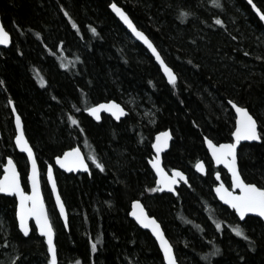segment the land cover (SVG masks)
<instances>
[{"label":"trees","instance_id":"1","mask_svg":"<svg viewBox=\"0 0 264 264\" xmlns=\"http://www.w3.org/2000/svg\"><path fill=\"white\" fill-rule=\"evenodd\" d=\"M113 2L153 41L177 74L175 84L115 17ZM253 2L264 11V0ZM0 15L12 36L0 51V176L12 156L28 189L10 99L43 171L76 145L105 165L101 171L88 159L90 175L58 172L69 231L44 179L59 264H165L151 234L129 217L134 199L160 221L180 264H264L261 220H244L251 241L229 231L236 219L215 200L210 170L204 177L193 171L195 160L206 158L204 136L230 138L232 100L260 123L262 141L242 145L240 169L245 180L264 186V25L246 0H219V6L212 0H0ZM111 99L129 110L120 122L105 115L95 122L85 113ZM165 129L173 134L165 167L190 177L191 188L177 196L158 192L149 165L154 135ZM0 219V264L12 255L13 264H47V245L34 225L28 237L18 228L14 197L0 194Z\"/></svg>","mask_w":264,"mask_h":264},{"label":"snow or ice","instance_id":"2","mask_svg":"<svg viewBox=\"0 0 264 264\" xmlns=\"http://www.w3.org/2000/svg\"><path fill=\"white\" fill-rule=\"evenodd\" d=\"M214 4L219 6V0H212ZM249 4L256 10L259 14L261 20H264V11H261L259 7L253 2V0H248ZM113 9L119 14L121 19L128 25V27L132 30V32L147 45L151 52L155 55L157 61H159L162 66L164 72L166 73L168 80L170 83L175 84L177 80V76L173 69L169 67L167 63H165L164 59H162L160 52L157 50V47L153 44L152 40L148 38L144 34L143 31H140L129 19L126 12H124L121 8L117 7L115 3L111 5ZM65 15H68L65 12ZM181 15L187 16L190 15L188 12H182ZM224 22L217 18L216 24L220 25ZM73 27H76L75 22H73ZM92 31L95 32V28H92ZM10 42V37L8 31L5 30L4 26L0 24V44H8ZM67 67V65H62ZM3 83V81H0ZM232 106L236 109L237 112V120L235 131L232 135L236 138V143H221L216 144L212 139H209L207 136L204 138L208 144L209 149H211L212 156L215 158L217 164L223 163L227 166L228 170L232 173V188L240 189L239 193L234 191H230L228 188L224 186L223 183L219 184L216 187V192L220 195V199L224 200L227 204L231 205L233 209L239 214L241 219L245 218L248 213H257L260 217H264V186H257L255 183H246L245 180L241 177L240 172L236 166V146L237 143L242 139L246 140H261L262 133L258 131V121L254 118V116L249 112V110L245 107L240 106L239 104L234 103L233 101H229ZM101 108H106L107 111L111 112L114 116L119 119L121 115L124 114L125 109L115 101H110L106 104H97L92 107L86 109V111L90 112L97 120L100 119L99 110ZM73 123H76L75 118H71ZM16 125L19 134L16 136V143L20 147L24 148L28 157L32 160V194H26L20 187V182L18 178V173L16 172L15 165L12 162V159H8V163L4 166L5 172L3 178H0V192L4 193H16L19 196V208L17 215L19 217V226L24 232L25 235L28 234L29 228L27 224V218L29 216H35L36 223L39 226V229L42 233L47 237V251L49 253V259L47 264H58V248L56 243L53 240V228L51 223L48 220L47 214L44 212V206L42 200H40L39 189H38V180L36 174V160L33 157V152L31 147L28 146V141L25 139L23 130L21 128L20 117L16 116ZM167 132L158 133L156 136V142L153 144V147L156 149L157 153L161 151L162 148L167 147ZM163 138V139H162ZM73 157L71 161L68 160L69 157ZM91 160L96 163V166L101 170H105V165L99 162L98 158L95 155H91ZM57 163H59L62 167H68L69 163H71L74 167H84L87 168L88 165L85 163L84 159L81 157L78 149H71L68 152L64 153L63 157H56ZM151 164L153 168L156 169L157 173L160 175L161 179L158 180V183L163 184L167 188H172V185L177 184L180 180L184 179V173L173 169V175L168 176L165 173L164 169L160 165V157L156 156L155 159L151 160ZM196 167L203 172L204 166L202 162H198ZM48 176L49 179L52 180V168L49 166L48 168ZM217 179H219V173H217ZM53 191L56 190L55 181H52ZM149 191H156L155 188L148 189ZM175 191V189H172ZM57 204L59 205L60 212L64 214V205L61 202L59 194L56 196ZM28 201H31V206L28 205ZM133 211L132 215L136 217V219L144 224L146 227H150L152 231L155 233L157 238L160 241V247L163 250V259L167 262V264H176V259L173 254V246L169 241L165 238L164 233L162 232L160 225L156 221L155 218L148 216L144 210L141 202L136 200L133 202ZM216 227L219 229L220 225L217 224ZM232 232H234L237 236L243 237L245 240L251 241V237L245 234L244 228L241 227L240 224H237L231 228ZM99 239V237H97ZM7 244V241H5ZM249 247H253V244L250 242ZM97 249V244L95 242L91 243V250L95 252ZM218 251V250H217ZM213 255L216 252L212 253ZM241 260H244V257H240ZM79 264V262H77Z\"/></svg>","mask_w":264,"mask_h":264},{"label":"water","instance_id":"3","mask_svg":"<svg viewBox=\"0 0 264 264\" xmlns=\"http://www.w3.org/2000/svg\"><path fill=\"white\" fill-rule=\"evenodd\" d=\"M246 1L248 2V0H246ZM113 3H115V2H113ZM113 3H111L110 6H109V8H110V10L112 11V13H113V14L115 15V17L121 22V24L127 29V31L132 35V37H133L136 41H138L139 43H141V44H142V45H143V46L149 51V53L153 56L154 61L156 62V64L159 66V68H160L162 74L164 75L166 81H167L169 84H172V83L169 82L166 73L164 72V70H163L162 66L160 65L159 61L156 60L155 55L151 52V49H149V48L147 47V45L144 44V42H143L142 40H140V39H139V38H138V37L132 32V30H131V29L128 27V25H127V24L121 19V17H120L119 14L115 11V9H113V8L111 7V5H112ZM248 3H249V2H248ZM115 4L117 5V7L121 8L124 12H126V11L123 9V7H121L119 4H117V3H115ZM250 5H251V4H250ZM251 6H252V5H251ZM257 7H258V6H257ZM252 8H253V7H252ZM253 10H254V12L259 16V14L256 12V10H255L254 8H253ZM126 13H127V12H126ZM127 15H128V13H127ZM128 17H129V19L132 21V19H131V17H130L129 15H128ZM259 18H260V17H259ZM262 21L264 22V20H262ZM132 23L135 25V23H134L133 21H132ZM0 24L3 25V22H2V19H1V15H0ZM3 26H4V25H3ZM135 26H136V25H135ZM136 27H137V26H136ZM4 28H5V27H4ZM137 28H138V27H137ZM138 29H139V28H138ZM5 30L8 31L6 28H5ZM139 30L142 31L141 29H139ZM8 33H9V37H10V42H9L8 44H6V45H4V44H0V51H1L2 48H8V47L11 45V43H12V37H11V34H10L9 31H8ZM144 34L146 35L145 32H144ZM146 36H147V35H146ZM148 38H149V37H148ZM149 39H150V38H149ZM150 40H151V39H150ZM152 42H153V41H152ZM153 44H154V43H153ZM154 45H155V44H154ZM155 46H156V45H155ZM157 50H158V48H157ZM158 51H159V50H158ZM159 52H160V51H159ZM160 54H161V53H160ZM161 57H162V59H164V57H163L162 55H161ZM164 61H165V59H164ZM165 63H167V62L165 61ZM167 64H168V63H167ZM168 65H169V64H168ZM169 67H171V66L169 65ZM171 68H172V67H171ZM172 69H173V68H172ZM173 71H174V69H173ZM174 72H175V71H174ZM175 74H176V73H175ZM176 76H177V74H176ZM176 81H177V80H176ZM110 101H115L116 103L120 104V105L125 109L124 114L121 115V116L119 117V119H117V117L114 116L111 112L107 111L106 108H101V109L99 110V115H100V119H99V120H97V119H96V118H95L90 112H88V111H86V110H85V113H86L89 117H91L95 122H100V121L102 120V118H103L104 115H105V116H110V117H111L114 121H116V122H120L122 119H124V118L129 114V110H128V109H127L122 103H120L119 101L114 100V99H111V100L101 101V102L95 103L94 105L102 104V103L106 104V103H108V102H110ZM229 101H231V100H229ZM233 102H234V101H233ZM234 103H236V102H234ZM236 104H237V103H236ZM94 105H92V106H94ZM230 105H231V107L233 108V110H234V112H235V114H236V117H237L238 114H237V112H236V109L232 106L231 103H230ZM92 106H91V107H92ZM9 107H10V110H11L12 115H13V124H14V131H15V135H14L13 142H14L15 148H16V150H17L18 152L24 154L25 157H26V160H27V165H28V173H27L28 190H26L25 187H24V184H23V181H22V174H21V171H20L19 165H18V163L16 162V160H15L12 156H7V158H6V160H5V163H4V165H3V168H2L3 171H2V174H1L0 178H3V176H4V172H5V167H4V166L8 163V159L11 158L13 164L15 165L16 172L18 173V178H19V182H20V187H21V189H22L26 194H29V195L32 194V192H33L32 180H31V175H32V160L28 157V153H27V151H26L24 148H22V147H20L19 145H17V143H16V136L19 134L18 129H17V125H16V116L18 115V116L20 117L21 128H22V130H23V133H24L25 139L28 141V146L31 147L32 152H33V157H34L35 160H36V174H37V180H38L39 196H40V200H42V202H43L44 212L47 214L48 220H49V222H50L51 225H52L53 232H54L53 240H54V243H56V230H55L54 225H53V223H52V220H51V217H50V214H49L48 205H47V202H46V199H45L43 179H45L46 184H47V187L49 188V191H50V193H51V195H52L53 203H54L55 209H56V211H57V214H58V216H59V219H60V221L62 222V224H63L64 228L66 229V231H69V229H70V225H69V213H68V209H67L66 203H65V201H64V198H63V196H62V194H61V191H60V186H59V183H58L56 170H60V171H62V172H65L66 174H71V173H74V174H80V173L85 174V173H86V174H89V175H90V174H91V167H90L89 160L87 159V156H86L84 150L82 149V147L79 146V145H76V146H74V147H71V148L66 149L62 154H60V155H58V156H56V157H63L65 152H68V151L71 150V149H78L79 152H80L81 157L84 159L85 163L88 165L87 168H84V167H74V166L71 165V163H69V166H68V167H62L59 163H57V161H56V157H55L54 162H53V163H48L47 166H46V168H45V170L43 171V170L41 169L40 163H39L38 158H37V156H36V152H35L33 146L31 145V143H30V141H29V139H28V137H27V134H26V132H25V126H24L23 118H22L21 114L18 112V109H17V107H16V105H15V103H14L13 100H10V101H9ZM242 107H243V106H242ZM245 108H247V107H245ZM247 109H248V108H247ZM248 110H249V109H248ZM254 118H255V117H254ZM255 119H256V118H255ZM236 120H237V118H236ZM258 126H259V124H257V127H258ZM234 131H235V129H234ZM162 132H167V133L169 134V135H168V138H167V147L162 148L161 151H160L159 153H157L156 149L153 147V144L156 142V136H157V134H158V133H162ZM1 136H2V129H1V127H0V137H1ZM232 137H233V140H234L233 142H224V143H236V138H235L233 135H232ZM208 138H209V137H208ZM162 139H163V138H162ZM209 139H210V138H209ZM172 141H173V134H172L171 129H165V130H161V131H158L157 133H155L154 141H153V143H152V149H153L154 154H153L152 158L149 160V165H150L151 170L153 171V173H154L155 176H156V185L158 186V191H159L160 193H163V192L171 193V194H173V195L176 196V195H177V188L180 187L182 183H184V184H186V185H189V180H188V175H187V173H186L185 171H183L182 169L174 168V169H177V170H179V171H181V172L184 173V179H180L179 177H177V179L180 180V182L177 183V184L172 185V188H167V187H165L163 184L158 183V180H160L161 177H160V175L157 173L156 169L153 168V166H152V164H151V160L155 159L156 156L159 155V157H160V165H161V167L164 169L165 173H167L168 176H172V175H173V170H171V171L169 172V171L165 168V166H164V162H163V155H164V153H166V152L170 149ZM260 141H261V140H246V139H242V140H240L239 143H237V146H236V166H237V169H238L239 172H240V167H239V161H238V149H239L240 145H241L242 143H247V142H260ZM213 142H214V141H213ZM214 143H215V142H214ZM220 144H221V143H220ZM205 146H206V148H207V150H208V152H209V154H210V156H211V158H212V160H213L215 166L225 168V169L227 170V173H228V175H229V177H230V181H231V187H228V186L226 185V183L222 180V178H221V173L218 172V173H219V179H217V173H216V174H215V179H216V181H217V184L214 186V193H215V195H216V197H217V199H218V201H219L220 203H222L224 206H227V207L230 208L231 210H234V211H235V209H233V208L231 207V205L227 204L224 200H221V199H220V195L216 192V187H217L219 184L223 183L224 186H225L226 188H228L230 191H234V192H236V193H239L240 189H238V188H232V173L228 170V168H227V166H226L225 164H223V163L217 164V163H216L215 158L212 156L211 149H209L206 140H205ZM72 159H73V157H71V156L68 158L69 161H71ZM199 162H202V163H203L204 171L201 172V171L196 167V165H195V169H196L197 173H199V174H201V175H204V174H206V172H207V170H206V164H205V162H204L203 160H201V161H199ZM197 163H198V162H197ZM197 163H196V164H197ZM49 166H51V168H52V180H50V179H49V176H48V168H49ZM240 174H241V172H240ZM241 177L243 178L242 174H241ZM243 179H244V178H243ZM53 180L55 181V184H56V190H55V191H53V188H52V181H53ZM245 182H246V181H245ZM246 183H247V182H246ZM173 188L175 189V191L172 190ZM0 194L5 195V196H9V197H14V198L16 199V219H17L18 226H19L20 222H19V217H18V215H17L18 208H19V203H20L19 196H18L16 193H4V192H0ZM57 194H59L60 199H61V202H62L63 205H64V214H63V215L61 214V212H60V208H59V205L57 204V200H56V196H57ZM136 200H139V201L141 202V205L143 206V210H144V212H145L148 216L153 217V218L156 219V221H157L158 224L160 225V228H161L162 232L164 233L165 238H166V239L169 241V243H171L172 246H173V254H174L175 259H176V264H180V263L178 262V260H177V257H176V253H175L174 245H173L172 241H171V240L168 238V236L166 235V232H165V230H164L162 224L160 223V221H159L155 216L149 214L148 209L146 208L145 204L143 203V201H142L141 199H134V200L132 201V203H131V208H130V211H129L130 218L133 219V220L136 222V224H137L141 229L148 231V232L152 235V237L155 239V241H156V243H157V245H158V248H159V250H160V252H161V254H162V256H163V250H162L161 247H160V241H159V239L157 238V236L155 235V233L152 231V229H151L150 227H146L144 224H141V223L136 219V217H134V216L131 214L132 211L134 210V209H133V202L136 201ZM27 203H28L29 206H31V203H32V202H31V201H28ZM235 212H236V211H235ZM236 214H237V216L239 217V219H240L241 221H244V220L246 219L247 216L251 215V216H257V217H259V218L264 222V217H260L257 213H248V214H246L245 218H243V219H241V217L239 216V214H238L237 212H236ZM27 224H28V228H29V232H28V234L25 235L24 232L22 231V229H21L20 226H19V230L21 231V233H22L25 237H28V236L31 234V232H32V224H33V225L35 226V228H36V231H37L38 235H39L40 237L44 238L45 243H46V245H47V237L45 236L44 233H42V232L40 231L39 226H38L37 223H36V218H35V216H29V217L27 218ZM56 245H57V244H56ZM48 254H49V253H48ZM164 263L167 264V262H166L165 260H164ZM58 264H59V259H58Z\"/></svg>","mask_w":264,"mask_h":264},{"label":"flooded vegetation","instance_id":"4","mask_svg":"<svg viewBox=\"0 0 264 264\" xmlns=\"http://www.w3.org/2000/svg\"><path fill=\"white\" fill-rule=\"evenodd\" d=\"M251 6V5H250ZM252 7V6H251ZM253 9V8H252ZM257 15V14H256ZM258 16V15H257ZM258 18H259V16H258ZM260 19V18H259ZM261 20V19H260ZM261 22L263 23V25H264V22L261 20ZM12 37V36H11ZM232 101V100H231ZM238 104V103H237ZM240 105V104H239ZM229 106H230V109H231V111H232V115H233V126H232V128H231V134H230V138L229 139H227V140H224V141H215V140H213L216 144H220V143H224V142H233L234 140H233V137H232V133L234 132V129H235V126H236V114H235V112H234V110H233V108L231 107V105H230V103H229ZM240 106H243V107H247V106H245V105H240ZM248 108V107H247ZM249 109V108H248ZM249 112L254 116V114L249 110ZM255 117V116H254ZM256 118V117H255ZM257 119V118H256ZM258 121V120H257ZM258 124H259V126H258V131H260V123H259V121H258ZM1 127V126H0ZM261 132V131H260ZM14 135H15V131H14ZM155 136V135H154ZM206 136H204V138H205ZM13 139H14V136H13ZM211 139V138H210ZM153 141H154V138H153ZM153 141H152V143H153ZM261 141H262V139H261ZM260 141V142H261ZM260 142H247V143H242L241 145H240V147H239V149H238V161H239V167H240V150H241V147H242V145L243 144H251V143H260ZM171 145H172V143H171ZM204 145H205V139H204ZM205 149H206V158L205 159H197V161L195 160V165H196V163L197 162H199V161H201V160H203L204 162H205V164H206V170H207V172H206V174H204V175H201V174H199V173H197V171H196V169H195V165L193 166L194 168H193V171L194 172H196V174H199L200 176H207V174H208V172H209V170H210V173H211V175H212V178L214 179V182H213V184H212V192H213V195H214V198H215V200L216 201H218V199H217V197H216V195H215V193H214V186L217 184V181H216V179H215V174L216 173H218V172H220L221 173V178H222V180L226 183V185L228 186V187H231V181H230V177H229V175H228V173H227V170L225 169V168H223V167H218V166H215V164H214V162H213V160H212V158H211V156H210V154H209V152H208V150H207V148H206V146H205ZM152 151H153V149H152ZM167 153V152H166ZM166 153H164V155H163V162H164V159H165V155H166ZM153 154H154V152L152 153V156H153ZM88 158V157H87ZM152 158V157H151ZM150 158V159H151ZM165 166V165H164ZM91 167V166H90ZM166 168V167H165ZM174 168H176V167H171L170 169H167L169 172L171 171V170H173ZM180 169V168H179ZM183 170V169H182ZM184 171V170H183ZM58 172L60 173H65V172H62V171H60V170H56V174H58ZM186 172V171H185ZM240 172H241V169H240ZM187 173V175H188V180H189V185H186V184H184V183H182L181 184V186L180 187H178L177 188V195H178V191L182 188V187H187V188H191L190 186H191V184H190V177H189V174H188V172H186ZM66 174V173H65ZM223 174H225L226 176H227V178H228V180H225L224 178H223ZM242 174V173H241ZM155 175V174H154ZM243 176V175H242ZM244 178V177H243ZM245 180V179H244ZM247 183H255V182H249V181H247V180H245ZM255 184H257V183H255ZM155 185H156V176H155ZM257 186H259L258 184H257ZM156 188H157V190H158V186L156 185ZM28 190V189H27ZM159 192V191H158ZM160 193V192H159ZM163 193H166V192H163ZM160 194H162V193H160ZM171 194V193H170ZM173 195V194H172ZM176 195V196H177ZM52 196V195H51ZM175 196V195H174ZM219 202V201H218ZM132 203V202H131ZM220 203V202H219ZM220 204H222V203H220ZM223 205V204H222ZM225 207H227V206H225ZM131 208V207H130ZM228 208V207H227ZM230 211H231V213L233 214V216L235 217V223H234V225H232V226H229V231H231L232 232V230H231V228L233 227V226H235V225H237V224H240L241 225V227L242 228H244V221H241L240 219H239V217L237 216V214H236V212L234 211V210H231L230 208H228ZM130 211V210H129ZM149 212V211H148ZM150 214V213H149ZM129 217H130V215H129ZM248 217H255V218H258V219H260L259 217H257V216H251V215H249V216H247L246 217V219L248 218ZM261 220V219H260ZM135 222V221H134ZM261 222L264 224V222L261 220ZM136 223V222H135ZM17 224H18V222H17ZM228 224V223H227ZM33 225V224H32ZM35 227V226H34ZM18 228H19V226H18ZM222 231H223V229H222ZM234 233V232H233ZM152 236V235H151ZM155 240V239H154ZM156 242V241H155ZM158 246V245H157ZM163 257V256H162Z\"/></svg>","mask_w":264,"mask_h":264},{"label":"rangeland","instance_id":"5","mask_svg":"<svg viewBox=\"0 0 264 264\" xmlns=\"http://www.w3.org/2000/svg\"><path fill=\"white\" fill-rule=\"evenodd\" d=\"M132 105H133L132 103L129 104L130 107H132ZM0 112H3V111H2V107H1V105H0ZM7 124H8V123H7ZM90 157H91V155H90ZM90 157L88 158L89 160H91ZM91 161H92V160H91ZM92 162H93V161H92ZM99 162H100V161H99ZM93 163L96 165L95 162H93ZM57 176H58V175H57ZM64 183H65V180H64ZM43 184H44V179H43ZM64 186H65L64 189L68 192V186H67V184L65 183ZM0 220H1V219H0ZM216 221H217L216 223H220V224L222 223L220 219H218V220H216ZM2 222H3V220L0 221V227H4V225H3ZM0 230H1V228H0ZM90 251L93 252V251L91 250V245H90ZM2 260H3V259H2ZM15 260H16V256L12 255V256H11V259H10V261H9V264H13V263L15 262Z\"/></svg>","mask_w":264,"mask_h":264},{"label":"bare ground","instance_id":"6","mask_svg":"<svg viewBox=\"0 0 264 264\" xmlns=\"http://www.w3.org/2000/svg\"><path fill=\"white\" fill-rule=\"evenodd\" d=\"M10 100H11V99H10ZM10 100H9V101H10ZM11 113H12V112H11ZM12 116H13V115H12ZM87 159H88V158H87Z\"/></svg>","mask_w":264,"mask_h":264}]
</instances>
